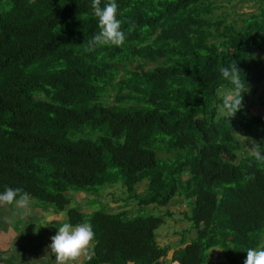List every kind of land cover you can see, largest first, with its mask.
<instances>
[{"label":"trees","instance_id":"1","mask_svg":"<svg viewBox=\"0 0 264 264\" xmlns=\"http://www.w3.org/2000/svg\"><path fill=\"white\" fill-rule=\"evenodd\" d=\"M91 2L0 0V192L90 223L89 264H164L155 231L170 220L188 223L173 263L210 264L220 248L243 264L264 247V162L241 138L264 147L249 103L264 100V0L231 23L216 0H116L125 43L87 51ZM234 63L242 108L225 118L220 69ZM155 206L167 210L142 214Z\"/></svg>","mask_w":264,"mask_h":264},{"label":"clouds","instance_id":"2","mask_svg":"<svg viewBox=\"0 0 264 264\" xmlns=\"http://www.w3.org/2000/svg\"><path fill=\"white\" fill-rule=\"evenodd\" d=\"M236 2L237 1H235V3ZM221 4L223 3H219V5ZM229 5L230 4H227V7ZM118 8L119 5L117 4L116 0H106L103 6H101V0H92L91 9L94 16L98 20L99 31L94 34L89 41H87V51H93L97 47L105 46L120 47L125 43L126 34L122 30V21L117 18ZM237 14L240 13H226L224 15L227 17V20H229L230 17L237 16ZM220 73L222 78L232 87L228 93L224 95L222 102L216 105V108L220 115L224 116L225 118H230L242 108V93L244 92L242 89L244 84L240 78V71L237 69L235 63L229 67H222L220 69ZM261 102L264 103V100ZM263 103L262 106L264 107ZM256 106L257 104H255L253 108L255 111H259V108ZM251 113L254 116L264 117V112L259 114L258 112L255 113L252 111ZM250 151L254 153L249 154L255 155L256 161L264 162V155H262V153H264V147H261L260 144H257L253 141V148ZM247 178L254 180L255 176L252 174ZM31 203L32 201L30 195L22 188L6 187L3 192H0V225H12L17 219L21 210L25 213L31 210ZM12 205L15 206L16 211H9V206ZM170 205L176 204L175 202H170ZM171 211L176 217H178L179 212L176 207H174V209ZM57 213L60 214L59 211ZM155 236L156 240L157 233ZM94 241L95 233L90 223L82 222L72 225L71 223L65 222L61 224L57 228L56 235L51 237V244L48 246L51 256L55 257L53 264H89L94 255ZM188 243L189 241H187L182 246L185 247ZM159 247L162 248L161 246ZM167 248L169 250L170 247L167 246ZM246 253L247 257L243 261V264H264V247L248 248ZM46 256L49 257L48 253H46ZM0 264H3V261L0 260ZM29 264H37V261H30Z\"/></svg>","mask_w":264,"mask_h":264},{"label":"crops","instance_id":"3","mask_svg":"<svg viewBox=\"0 0 264 264\" xmlns=\"http://www.w3.org/2000/svg\"><path fill=\"white\" fill-rule=\"evenodd\" d=\"M33 207L32 201L31 210L27 213L21 210L12 225H0V260L3 264H29L33 260L37 261V264H53L55 257L51 256L48 246L51 244V237L56 235L57 228L65 223L66 219L61 212L54 213L52 207ZM9 211L16 209L14 207ZM169 222L174 224L172 220ZM185 226H188V223H179L180 228H174L172 231L156 230L158 245L170 247L163 258L164 264H175L171 259L174 251L183 247L176 243L182 240V230H186ZM189 236L186 232L187 239ZM209 257L210 264H227L224 253L219 248L212 249Z\"/></svg>","mask_w":264,"mask_h":264},{"label":"rangeland","instance_id":"4","mask_svg":"<svg viewBox=\"0 0 264 264\" xmlns=\"http://www.w3.org/2000/svg\"><path fill=\"white\" fill-rule=\"evenodd\" d=\"M214 1V0H213ZM237 2L235 3V6L232 5V6H228L227 7V4L226 3H223L221 4V6H219V3H221L222 1L221 0H216V6H215V10H214V15L213 17H217L218 16H223L224 14L228 13V14H235L236 12L238 13H245V14H249V13H254L256 12V8H255V5L251 4V3H248L246 2V0H236ZM237 17L236 16H233V17H230L229 20H227L228 22H232L236 19ZM242 19L245 18V16H241ZM240 23H237V25H239ZM263 59H264V56H263ZM263 94V91L262 90H258L256 94L252 95L250 97V100H249V103H252L254 102L256 104V98L260 95ZM262 97V96H261ZM255 105L252 106V111L253 112H258L259 114L264 112V107L262 106L261 102L260 104L258 105V110L259 111H255V109L253 108ZM248 136V133L246 132H242V136L241 138L245 139L246 140V143H243L242 146H243V149L245 151H247V153H251V154H254L253 152H251L250 150H252L253 148V141L256 142L257 140L253 137L251 139H249L247 141V137ZM176 203V202H175ZM185 204H188L187 202ZM15 206L12 205V206H9V208L13 209ZM9 209V210H10ZM185 209V206H182L181 210H184ZM165 210H167V208H162L160 206H155L153 209L152 208H146L145 211L143 210L142 214H151V215H154V216H160L162 214L165 213ZM63 216L66 218V214L65 213H62ZM179 217V216H178ZM184 225H186L187 223H183ZM188 226H185V228H187ZM174 228H180L178 224L174 225L173 223L169 222V221H166L163 225H161V227L159 229L163 230V231H172ZM220 249V248H219ZM224 253V252H223Z\"/></svg>","mask_w":264,"mask_h":264}]
</instances>
